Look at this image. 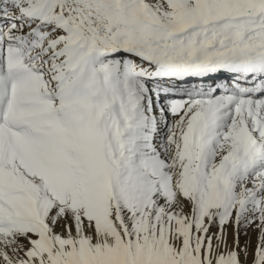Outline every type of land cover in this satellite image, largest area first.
<instances>
[{"label":"snow or ice","instance_id":"1","mask_svg":"<svg viewBox=\"0 0 264 264\" xmlns=\"http://www.w3.org/2000/svg\"><path fill=\"white\" fill-rule=\"evenodd\" d=\"M0 264H264V0H0Z\"/></svg>","mask_w":264,"mask_h":264}]
</instances>
